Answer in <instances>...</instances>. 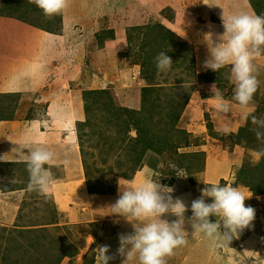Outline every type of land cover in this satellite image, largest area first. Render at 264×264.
<instances>
[{
    "label": "rangeland",
    "instance_id": "374dc122",
    "mask_svg": "<svg viewBox=\"0 0 264 264\" xmlns=\"http://www.w3.org/2000/svg\"><path fill=\"white\" fill-rule=\"evenodd\" d=\"M223 12L264 15V0H69L52 18L29 0H0L2 19L50 33L64 24L71 93L83 110L73 124L75 147L19 145L11 123L44 121L47 97L28 90L36 81L16 87L19 66L0 58V264H99L106 239L122 226L133 232L125 218L109 214L118 181L139 186L153 179L188 206V243L166 257L167 264H264V155H258L264 143L243 119L246 109L232 100L231 66L203 68L210 56L205 34L220 42ZM161 51L173 60L167 72L156 67ZM255 65L260 83L251 106L264 118V52ZM183 83L192 85L184 89ZM213 84L232 104L227 117L211 109ZM224 124L230 133L221 132ZM37 146L56 154L48 197L27 190L24 161ZM205 182L230 183L252 195L245 205L255 209L253 226L230 244L215 247L190 223L191 202ZM107 245L116 254L117 242ZM122 260L116 255L109 264Z\"/></svg>",
    "mask_w": 264,
    "mask_h": 264
},
{
    "label": "clouds",
    "instance_id": "9594fccd",
    "mask_svg": "<svg viewBox=\"0 0 264 264\" xmlns=\"http://www.w3.org/2000/svg\"><path fill=\"white\" fill-rule=\"evenodd\" d=\"M29 3L52 18L68 7L69 0H29ZM221 20L225 31L218 37L220 42L213 41L211 33L205 34L210 56L204 61L203 68L219 72L231 66L230 79L234 84L232 100L246 109L242 113L243 119L246 122L250 120L255 126L253 131L257 140L264 143V118H258L251 106L260 83L255 74V60L264 52V15L240 12L225 17L223 12ZM154 59L159 71L171 69L173 60L166 51H161ZM191 85L183 83L182 87L187 89ZM211 92L212 111L227 117L232 111V104L214 84ZM220 130L228 134L231 127L224 124ZM28 150L24 161L29 172L27 190L48 197L54 182L51 169L56 166V154L46 146ZM258 155H264V152ZM177 175L187 176L182 172ZM118 184V199L110 206L112 211L109 214L125 218L131 223L133 232L118 234L116 254H109V245L99 246V264H109L116 255L123 258L122 264H131L137 258L139 264H167L166 257L173 256L175 249L188 243V232L184 228L188 206L179 198L173 199L172 188L154 179L139 186L123 184L121 180ZM205 184L206 187L200 189V197L191 202L190 223L194 231L203 233L215 247L222 246L223 242L230 244L244 229L253 226L255 209L245 205V200L252 195L245 194L230 183ZM207 198H211V202H206ZM168 213L178 219L171 223L162 219Z\"/></svg>",
    "mask_w": 264,
    "mask_h": 264
},
{
    "label": "crops",
    "instance_id": "0c3cea01",
    "mask_svg": "<svg viewBox=\"0 0 264 264\" xmlns=\"http://www.w3.org/2000/svg\"><path fill=\"white\" fill-rule=\"evenodd\" d=\"M66 18V17H65ZM67 32L63 24L60 33H50L42 28L16 19H2L0 17V58L9 60L19 66L15 75L16 87H24L29 81V91L43 90L47 97L44 121L19 118L11 124L16 125L14 134L19 138V145H50L68 142L71 131L60 129L56 118L60 121H80L83 110L80 109L76 92L71 93L70 64ZM47 72V79L42 74ZM53 73V75H52ZM38 74H41V76ZM71 87V88H70ZM21 91V90H19ZM49 116V121L46 117ZM19 121V122H18ZM119 233H131L129 228H119L117 234L106 239L104 244L117 242L114 252L119 247Z\"/></svg>",
    "mask_w": 264,
    "mask_h": 264
},
{
    "label": "bare ground",
    "instance_id": "6f19581e",
    "mask_svg": "<svg viewBox=\"0 0 264 264\" xmlns=\"http://www.w3.org/2000/svg\"><path fill=\"white\" fill-rule=\"evenodd\" d=\"M57 126L60 129H68L71 131L70 135L67 137L68 142H71V144H75V138H74V128H73V121H60L58 118H56Z\"/></svg>",
    "mask_w": 264,
    "mask_h": 264
}]
</instances>
